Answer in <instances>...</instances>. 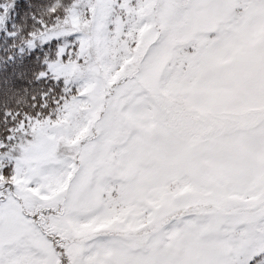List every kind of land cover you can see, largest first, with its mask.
<instances>
[{"label":"snow or ice","instance_id":"snow-or-ice-1","mask_svg":"<svg viewBox=\"0 0 264 264\" xmlns=\"http://www.w3.org/2000/svg\"><path fill=\"white\" fill-rule=\"evenodd\" d=\"M0 264H264V0H0Z\"/></svg>","mask_w":264,"mask_h":264}]
</instances>
